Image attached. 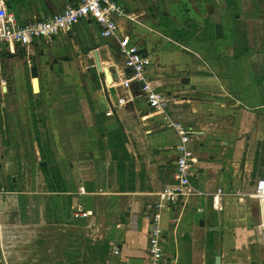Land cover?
I'll list each match as a JSON object with an SVG mask.
<instances>
[{
    "label": "crops",
    "instance_id": "1",
    "mask_svg": "<svg viewBox=\"0 0 264 264\" xmlns=\"http://www.w3.org/2000/svg\"><path fill=\"white\" fill-rule=\"evenodd\" d=\"M2 1L18 23L77 3ZM110 1L124 12L118 39L83 20L52 40L0 46V89L16 87V113L0 107L2 119V110L11 113L7 147H0V264H80L79 230L99 224L102 206L104 238L117 250L109 264H151L148 218L156 193L173 183L177 136L137 89L120 85L127 75L120 42L148 57L149 80L171 101L169 114L193 129L190 182L202 195L160 211L164 261L215 264L218 256L219 264H264V204L250 197L264 179V0ZM245 41L261 48L236 54ZM22 49L37 57L36 80L30 60L9 56ZM26 85L38 98L31 104ZM91 125L100 145L86 150L96 140ZM100 156L105 166L86 163ZM218 190L220 210L211 202ZM70 227L77 229L71 238Z\"/></svg>",
    "mask_w": 264,
    "mask_h": 264
},
{
    "label": "built area",
    "instance_id": "2",
    "mask_svg": "<svg viewBox=\"0 0 264 264\" xmlns=\"http://www.w3.org/2000/svg\"><path fill=\"white\" fill-rule=\"evenodd\" d=\"M124 15L123 10L110 0H77L75 5L65 7L60 13L40 21L18 23L15 18L7 13L4 2L0 0V46L8 47L30 45L36 39L52 40L54 37L68 33L78 21L91 20L100 29L103 38L118 39L117 19ZM119 51L123 57V66L127 75L120 80V85L127 90L137 89L147 104L149 110L160 116L163 123L177 136L174 147L176 159L173 169V183L166 185L156 193L154 213L148 218L150 228L147 238L146 255L151 264H170L166 262L160 240L162 230L159 226L160 211L177 201H186L190 197L202 195L196 191L190 182L194 171L196 159L190 147L193 138V129L190 125L177 121L171 117L169 110L171 101L160 93L150 82L147 68L150 65L148 57L140 53L135 45L119 43ZM1 171V153H0ZM0 172V184H1ZM1 191V190H0ZM211 197L212 207L219 208V194ZM252 198L264 204V179L256 183ZM259 235L264 245V226L259 229ZM117 253V252H116Z\"/></svg>",
    "mask_w": 264,
    "mask_h": 264
},
{
    "label": "rangeland",
    "instance_id": "3",
    "mask_svg": "<svg viewBox=\"0 0 264 264\" xmlns=\"http://www.w3.org/2000/svg\"><path fill=\"white\" fill-rule=\"evenodd\" d=\"M254 4H256V3H254ZM249 9H258V8L256 7V5H254L253 7L249 8ZM232 19H233V16H230V20H232ZM240 27H241L240 25L237 26L239 34L241 33ZM250 42H252V40ZM251 46H249L245 41L244 44L242 45V47L234 46V52L237 54V51L241 52L242 49H243V53H245L248 50H250V51L255 50V52H256L261 47L264 48V46H261V47H259V46L251 47ZM248 54L251 55V52ZM263 61L264 60H262V62ZM13 85L14 84L9 83L7 85V90L4 92H2L0 89V107L1 106L7 107L8 110H10V111L12 110L11 113H14V110L16 113V87H14ZM34 86L37 90V84L36 83H34ZM26 90H27V93L24 96H25L27 103L31 104L32 102H34L35 99H38V98H35V99L33 98L34 94H33L31 87L26 85ZM6 112H7V110H6ZM11 113L10 112L6 113V118H8L9 115L11 116ZM98 115H100V113H95L93 111L91 113L92 118L96 117ZM2 123H4V121L2 119V115L0 112V147H2V149H4L7 146H6V140H5L6 139L5 133L3 131V128L1 127ZM91 129L93 130V133L96 137V140L93 144L87 143V145H85L86 150L89 149L90 147H92L93 149H96L100 145L99 144L100 138L98 135L99 131L96 128H94L92 125H91ZM54 146H56V143H54ZM87 153H90V152L87 151ZM86 155H88V154H86ZM95 160H97L98 163L100 162L103 166H105L106 159L103 158L102 156H100V158H96L94 160L91 159V157H88V158H86V163H89V162L93 163V161H95ZM54 161H56V159H54ZM82 193H84V192H82ZM98 203H101V202H98ZM100 206H102V204H100ZM101 209H103V212H102L103 218H100L99 224H98V222H96L94 227L91 225L92 223L89 225L85 224V225H83V226H85L82 229L83 231L79 230V232L81 234L79 235L78 244H79V246H80V244H83V245H81V249H79V251L81 253V251L83 250V254H84L83 256L79 255V259L82 260V257H83V260L81 261V263L79 262L80 264H109L110 253L114 252L116 254L117 250L113 246L111 241L108 240L107 238H104V233L106 232L105 229L108 227L107 221L104 220V217L107 216V213H106L105 209L103 208V206L101 207ZM76 231H77L76 228L72 229V227H70V229H68V233H69L70 238L72 237L71 234L75 233ZM97 232L99 233L100 238H97V236H96ZM55 235H57V238L58 237L62 238V236H60L59 233H56ZM68 247L70 248V251H72V249L76 247V241L69 239Z\"/></svg>",
    "mask_w": 264,
    "mask_h": 264
},
{
    "label": "water",
    "instance_id": "4",
    "mask_svg": "<svg viewBox=\"0 0 264 264\" xmlns=\"http://www.w3.org/2000/svg\"><path fill=\"white\" fill-rule=\"evenodd\" d=\"M140 53H142L140 51ZM15 55L13 54H9L10 57H14V56H19L20 59H24V58H27L28 60L31 61V66L29 67V73H30V77L32 79H37L38 77V67H37V57L35 55H29L27 53V51L25 49H22L21 53H19L18 55H16V53H14ZM42 56V54H40V57ZM95 61H96V67H97V71L100 73V75L102 76V72H101V67H100V64H99V61H98V58H97V55H95ZM183 83H188V80L187 79H183L182 81ZM2 113H3V121H4V125H5V135L7 137V127H6V113L4 110H2ZM7 139V138H6ZM220 262V259L218 256L215 257V264H219ZM251 264H254V263H251Z\"/></svg>",
    "mask_w": 264,
    "mask_h": 264
},
{
    "label": "bare ground",
    "instance_id": "5",
    "mask_svg": "<svg viewBox=\"0 0 264 264\" xmlns=\"http://www.w3.org/2000/svg\"><path fill=\"white\" fill-rule=\"evenodd\" d=\"M35 80V79H34Z\"/></svg>",
    "mask_w": 264,
    "mask_h": 264
}]
</instances>
